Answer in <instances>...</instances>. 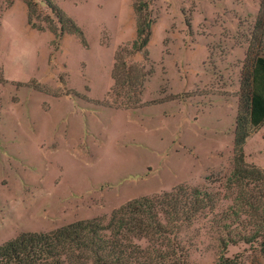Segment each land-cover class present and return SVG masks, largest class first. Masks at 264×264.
Instances as JSON below:
<instances>
[{"label":"rangeland","instance_id":"1","mask_svg":"<svg viewBox=\"0 0 264 264\" xmlns=\"http://www.w3.org/2000/svg\"><path fill=\"white\" fill-rule=\"evenodd\" d=\"M35 2L0 0V245L187 186L208 196L179 236L186 264H218L225 243L228 258L264 264L228 241L255 230L227 227L245 220L230 215L239 196L264 204V174L230 182L264 0ZM137 4L154 18L139 51ZM245 131V165L264 170V124Z\"/></svg>","mask_w":264,"mask_h":264},{"label":"trees","instance_id":"2","mask_svg":"<svg viewBox=\"0 0 264 264\" xmlns=\"http://www.w3.org/2000/svg\"><path fill=\"white\" fill-rule=\"evenodd\" d=\"M36 5L35 0H29L31 10ZM49 5L59 12L55 5ZM136 8L139 23L133 49L139 51L150 40L154 18L151 11L144 14L140 4ZM258 28L264 31V13ZM73 31L82 34L75 26ZM241 86V110L246 112V118L238 120L235 151L240 166L230 179L231 182L235 178V184L241 180H262L260 176L264 174V170L245 165L243 153L249 136L245 122L250 129L264 124V54L252 60ZM207 196L197 188L179 186L152 197L132 199L115 209L107 221L95 217L48 232H23L0 245V264H186L189 253L179 236L184 227L204 212L203 198ZM239 200L240 208H232L230 215L244 216L245 220L227 227L255 231L237 234L239 239L230 237L228 241H244L264 254V204L257 194H243ZM220 242H224L223 238ZM225 244L218 264L248 263L246 256L237 255V260L228 258L225 255L228 243Z\"/></svg>","mask_w":264,"mask_h":264}]
</instances>
